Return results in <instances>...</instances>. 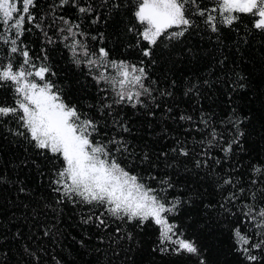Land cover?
Instances as JSON below:
<instances>
[{
	"label": "trees",
	"instance_id": "obj_1",
	"mask_svg": "<svg viewBox=\"0 0 264 264\" xmlns=\"http://www.w3.org/2000/svg\"><path fill=\"white\" fill-rule=\"evenodd\" d=\"M87 2L94 11L81 14L70 4L53 12L50 9L58 0H37L33 14L41 27L29 25L31 30L22 37L31 59L51 69L54 75L50 73L48 79L66 101L98 119L97 108L106 95L101 89L106 85L97 84L83 63H74L58 32L64 27L58 18L79 24V31L86 34L81 39L90 50L104 47L111 59L143 61L152 95L143 97V106L115 107L117 118L131 130L120 134L137 154L132 167L139 164L136 172L143 182L157 189L166 202L181 201L170 222L197 244L207 264H245L234 246L232 229L241 227L249 235L259 231L243 216L245 205L253 203L250 192H256V202L264 205V32L254 29L253 17L246 14H240L232 26L221 24L218 32H212L190 6L193 26L182 37L158 42L145 57L142 49L147 42L137 43L143 26L133 15L136 0ZM197 3L201 8L213 6V0ZM12 58L17 65L22 60L10 52V45L0 43V62ZM13 103L12 88L0 87V104ZM181 115L192 120H181ZM106 122L105 132L117 135L112 117ZM213 129L217 142L209 147ZM17 131L24 129L15 119L0 122V264H198L195 256L160 251L159 226L154 222L137 226L104 214L101 207L90 210L67 200L59 203L60 195L52 190L59 161L41 154ZM238 132L244 133L243 148L233 145V152L226 155L223 147ZM177 139L188 156L172 152ZM145 152L151 165L140 163ZM197 161L202 162L200 167ZM256 167L262 171L256 173ZM229 177L235 187L224 184ZM229 193L238 199L226 200ZM89 215L92 221L83 223ZM253 254L264 260L259 250Z\"/></svg>",
	"mask_w": 264,
	"mask_h": 264
},
{
	"label": "snow or ice",
	"instance_id": "obj_2",
	"mask_svg": "<svg viewBox=\"0 0 264 264\" xmlns=\"http://www.w3.org/2000/svg\"><path fill=\"white\" fill-rule=\"evenodd\" d=\"M68 4L81 14L94 11L87 0L84 3L81 0H58L50 11L54 12L56 8ZM36 5L37 0H0V43L10 45V52L22 58L18 65L14 63V58L7 63L0 62V87L9 85L14 91L13 105L0 104V122L4 118L15 119L24 129L17 131L16 135L23 136L36 149L41 150V154L48 153L51 158L59 161L56 179L52 181V190L60 195L59 203L67 200L73 205H87L90 210L101 207L105 210L104 214L135 222L137 226L154 222L159 226L160 251L189 254L197 257L198 264H207L197 244L185 238L184 233L170 222V215L175 213L181 201L177 199L166 202L157 189L143 182L144 177L136 172L139 164L132 167L137 154L130 150L128 141L120 134L131 130L122 118H117L119 113L115 112V107L143 106V97L152 95L153 90L146 83L149 76L142 66L143 61L137 64L111 59L109 51L104 47L90 50L86 41L81 39L86 34L79 31L80 25L59 17L64 27L59 28L58 32L66 42L65 46L72 52L74 63L77 66L83 63L97 84L103 82L106 85V88L101 89L106 95L97 108L100 118L89 115L77 104L66 101L61 90L48 79L51 69L46 64L33 62L27 47L23 45L22 37L26 31L31 30L28 26L41 27L33 14ZM190 6H195V14L205 18L212 32H218L221 24L232 26L239 20L240 14L253 17V28L264 32V0H213L211 8L199 7L197 0H136L133 15L143 26L142 31L137 33L140 38L137 43L140 40L147 42L148 47L142 49L145 57L151 55L152 47L158 42L165 38L172 40L182 37L193 26ZM65 32L67 35H63ZM49 42L54 41L49 38ZM109 91L111 96L107 95ZM109 99L110 103L105 102ZM108 117H112V125L119 129L117 135L110 136L105 132L109 127L106 122ZM180 119L191 121L192 117L181 115ZM238 124L239 121L234 122V125ZM211 135L213 139L209 147L217 142L218 137L215 129ZM243 135V132H238L231 142H226L223 147L226 155L233 152V145L243 148L240 144ZM182 143L177 139L178 146L172 152L188 156ZM140 163L152 164L147 152L143 154ZM201 163L197 161V167ZM215 163L219 164L220 161L216 160ZM203 164L207 166V160ZM254 171L260 173L262 169L256 167ZM162 183L172 187L169 181ZM224 184L235 187L230 177ZM240 192L243 193L244 189L241 188ZM249 196L253 203L245 205L247 211L243 216L259 231L249 235L241 227L233 228L234 246L245 264H264L261 256L253 254L254 250L264 254V205L256 202V192H250ZM237 199L235 193H229L226 197L228 201ZM92 219L93 216L89 215L82 222L88 224ZM96 219L100 225H105L101 216ZM254 236L259 239H254ZM128 238H132L131 234Z\"/></svg>",
	"mask_w": 264,
	"mask_h": 264
}]
</instances>
